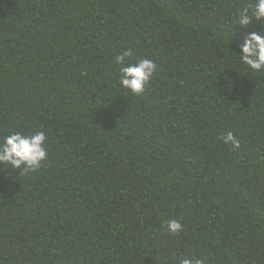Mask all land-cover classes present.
Masks as SVG:
<instances>
[{
  "label": "trees",
  "instance_id": "16d2710c",
  "mask_svg": "<svg viewBox=\"0 0 264 264\" xmlns=\"http://www.w3.org/2000/svg\"><path fill=\"white\" fill-rule=\"evenodd\" d=\"M251 2L0 0V140L48 150L0 165V264H264V72L229 50ZM127 49L158 66L139 96Z\"/></svg>",
  "mask_w": 264,
  "mask_h": 264
},
{
  "label": "clouds",
  "instance_id": "9594fccd",
  "mask_svg": "<svg viewBox=\"0 0 264 264\" xmlns=\"http://www.w3.org/2000/svg\"><path fill=\"white\" fill-rule=\"evenodd\" d=\"M251 26V30L250 29ZM238 29H243L245 34L236 44L239 51L229 50L237 62L251 73L264 72V0H252V2L237 10L234 17V27L229 36L232 37ZM134 56L132 49L124 50L115 57V63L119 65V84L139 96L145 92L146 86L157 71V64L151 59H137L132 62ZM223 144L230 146L232 151L241 147V140L232 131H227L220 137ZM47 134L44 131H36L26 134L24 131L12 132L0 140V165L10 169H20L28 172L37 169L48 158L46 147ZM167 231L170 234H179L183 231V225L179 220L172 219L167 222ZM180 264H205L204 260L192 256H185Z\"/></svg>",
  "mask_w": 264,
  "mask_h": 264
}]
</instances>
